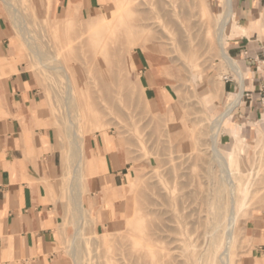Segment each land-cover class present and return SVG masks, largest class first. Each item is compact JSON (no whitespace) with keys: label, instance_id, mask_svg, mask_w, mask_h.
<instances>
[{"label":"rangeland","instance_id":"374dc122","mask_svg":"<svg viewBox=\"0 0 264 264\" xmlns=\"http://www.w3.org/2000/svg\"><path fill=\"white\" fill-rule=\"evenodd\" d=\"M0 7L54 141L42 184L62 210L60 251L69 264H220L213 242L223 244L229 195L209 130L229 103L222 84L234 74L215 37L225 0H0ZM235 23L234 13L225 35ZM263 115L233 116L246 163L233 176L249 180V190L236 207L231 264H264ZM218 147L232 151L233 137L221 132ZM107 164L119 173L117 186L99 190L94 182Z\"/></svg>","mask_w":264,"mask_h":264},{"label":"crops","instance_id":"0c3cea01","mask_svg":"<svg viewBox=\"0 0 264 264\" xmlns=\"http://www.w3.org/2000/svg\"><path fill=\"white\" fill-rule=\"evenodd\" d=\"M232 6L246 32L229 38L228 46L245 75L244 86L241 90L234 74L222 84L228 102L241 91L234 116L264 110V0H232ZM10 34L0 7V264H69L60 251L62 210L42 184L54 160L49 151L54 141L43 126L36 84L17 63ZM108 165L94 182L99 190L117 186L119 173Z\"/></svg>","mask_w":264,"mask_h":264},{"label":"bare ground","instance_id":"6f19581e","mask_svg":"<svg viewBox=\"0 0 264 264\" xmlns=\"http://www.w3.org/2000/svg\"><path fill=\"white\" fill-rule=\"evenodd\" d=\"M119 5H120V3H119ZM119 5H118V10H120L122 8ZM120 15H121L120 13L117 14V16H118L117 18H119ZM233 16H234V11H233V6H232V0H225V14H224L222 23L220 24V27L217 30L215 37H216V42L218 44L219 53H220L222 60L224 61L226 66L236 75V78H237V80L241 86L240 88L242 90V88L244 86L243 80L245 78V75L241 71L237 61L228 53V49H226V47H225L226 40H228L231 37L237 36L239 33L245 32L241 26H239L237 23H235V25H234L235 28H233V30L231 31V34L230 35L224 34L225 27L228 24V22L232 19ZM100 22H103V20L102 19H93L89 24L97 23L99 25ZM89 31H90V29H89ZM22 33H23V31H22ZM141 48H143V47H140V49ZM70 73H72V72H70ZM66 78H67V76H66ZM224 78H226V77H224ZM73 83H74V78H72V75L68 76V78H67V91L69 93V96H68L69 98L71 97L72 84ZM240 102H241V91H240V93L236 94L235 97L229 101V103L224 108V111L220 115L216 116V118L213 119L212 125H211L210 130H209L210 151L212 152L213 157L216 160H218V162L220 164L223 165V167H222V171L224 173L223 179L225 180L224 182H226V185L228 186V195H229V207H228L226 215L223 217V224H225V228H224V232H223L224 238L222 237L223 238V244L219 247L216 244V242H213L214 252L219 251L218 258H219L220 264H231L232 263L231 252H232V248H233V244H234V238H235L234 226H235V223L237 220L236 207L239 203L240 196L242 195V197H244L245 195H247V192L249 190V180L246 179V182L241 184L239 181H241L242 179L239 180V178H238V180H239L238 181V180L234 179V176L236 177V174L233 176V173H235L233 171V169H235V168L236 169H239V168L244 169L246 166V163L244 161V159H245L244 149L242 147L243 140H242L241 135H240L242 127L238 122H236L234 120V117L232 115L233 110L240 104ZM262 120L264 123V115H263ZM257 131H259V128H257ZM221 132L222 133L227 132L229 136L233 137L235 147L232 151L223 152L218 147V135ZM77 137L78 136L76 134H73V139L75 141L74 144L75 143L77 144V142H76ZM82 162H83V159H82V157H80L79 161L76 164V168H75L76 171H80L81 166H83ZM224 182H223L222 186L224 185ZM221 183L222 182L220 181V185H221ZM77 194L78 195H77L76 200H78V204L76 203V205L80 209L83 207L82 202H81L82 200L79 201L80 193H77ZM220 224H221V222H220ZM216 228L214 231L217 230ZM145 243H146V240H145ZM149 263H150V261H149Z\"/></svg>","mask_w":264,"mask_h":264}]
</instances>
